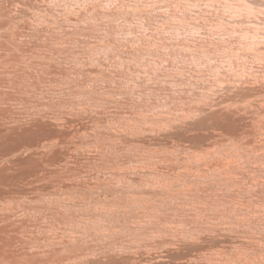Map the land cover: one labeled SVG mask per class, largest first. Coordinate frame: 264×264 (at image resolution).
Segmentation results:
<instances>
[{"label": "rangeland", "instance_id": "rangeland-1", "mask_svg": "<svg viewBox=\"0 0 264 264\" xmlns=\"http://www.w3.org/2000/svg\"><path fill=\"white\" fill-rule=\"evenodd\" d=\"M0 144L21 263L264 264V0H0Z\"/></svg>", "mask_w": 264, "mask_h": 264}, {"label": "bare ground", "instance_id": "bare-ground-1", "mask_svg": "<svg viewBox=\"0 0 264 264\" xmlns=\"http://www.w3.org/2000/svg\"><path fill=\"white\" fill-rule=\"evenodd\" d=\"M28 132L29 131H27V133ZM31 135H33V134H31ZM25 136H27L26 133L25 134L18 135V139L16 140L17 141L16 142L17 144L15 143V145L17 146L18 143L19 144H21V142L23 143V141L25 140ZM33 137H34V135H33ZM0 145H2V144H0ZM22 146H24V145H22ZM0 149H1V146H0ZM16 159H17V157H16ZM1 167L3 168V166H1ZM0 170H2V169H0ZM2 172L5 173L4 171H2ZM33 221H35V220L32 219V218H29V217H20V216H17V214H3V213L0 212V264H3V262L5 263V261L6 262H8V261H12V262L17 261L19 264H24V263H21V260L22 259H29V260H32L33 261V260H35L38 257H42L46 253L55 254L58 251L57 250L58 248H55L53 243H51L53 245L49 244V245H43V246H30V247H28V243H26L25 245H22V247L18 251H14V249H10V250H13L12 252H9L8 251V249L6 248V246L9 244V242H8V235H7L8 229L9 228H12V230L17 235H20V234L24 235V233H26V232L29 231L30 225H32ZM8 246H10V245H8ZM82 260H83V253H79V254H76L75 259L73 260V262H75L76 264H78V262H80V261L82 262ZM73 262H72V264H74ZM125 263H127V262H125ZM125 263L123 262V264H125ZM130 263L131 262L129 261V264ZM29 264H32V263H29Z\"/></svg>", "mask_w": 264, "mask_h": 264}]
</instances>
